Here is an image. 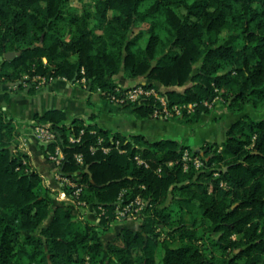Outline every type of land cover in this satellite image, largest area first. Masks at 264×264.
Masks as SVG:
<instances>
[{
  "label": "trees",
  "instance_id": "1",
  "mask_svg": "<svg viewBox=\"0 0 264 264\" xmlns=\"http://www.w3.org/2000/svg\"><path fill=\"white\" fill-rule=\"evenodd\" d=\"M69 1L0 0V56L17 52L0 61V83L22 90L29 82L32 92L37 75L43 84L84 77L89 92L107 98L123 73L165 87L168 106L196 102L181 117L187 122L209 113L203 101L218 94L229 112L264 108V0H89L81 10L65 8ZM157 106L153 96L119 105L138 118ZM32 119L51 125L56 140L45 155L60 146L61 172L82 188L84 204L76 205L92 206L96 220L65 200L54 205L58 191L18 149V123L0 107V264H264V114L239 116L220 144L201 146L204 155L174 139L124 135L81 118L66 124L60 109ZM99 138L110 146L118 140L125 152L92 151ZM184 148L202 159L200 169L183 170ZM136 153L148 166L136 164ZM121 192L124 201L140 195L148 203L137 229L122 226L120 244H104ZM171 203L181 212L176 219Z\"/></svg>",
  "mask_w": 264,
  "mask_h": 264
},
{
  "label": "crops",
  "instance_id": "2",
  "mask_svg": "<svg viewBox=\"0 0 264 264\" xmlns=\"http://www.w3.org/2000/svg\"><path fill=\"white\" fill-rule=\"evenodd\" d=\"M26 86L20 90L17 88V82L0 83V104H2L5 111L9 112L8 115L18 123V145L21 146V150L29 155L32 168L40 174L43 183L53 190H57L58 194L62 191V188L54 179L55 166L46 157L44 144L37 140L31 131V121L35 113L41 114L47 110L60 109L65 112L66 124H69L74 118H81L88 123L124 135L140 134L146 138L152 136L153 138L158 136L163 138L166 134L171 139L179 141V137L175 135L173 129L165 126L167 123L170 124L168 126L174 127L173 119L165 121L151 117L138 118L133 116L129 109L109 103L99 93L89 92L78 81L59 78L36 86L32 92L29 91L31 84ZM5 94L8 96L6 102L3 101ZM226 115L228 117L225 119ZM238 117V113L228 111L224 116L218 118L219 122L217 123H221L220 127L224 135L229 125ZM213 127L215 129V126ZM203 142H210V140L209 138L203 139L201 143L196 144L197 149L194 150H201ZM65 201L71 202L67 194H65ZM72 210L75 212L73 208ZM135 223L136 220L128 219L119 227L128 226L133 228Z\"/></svg>",
  "mask_w": 264,
  "mask_h": 264
},
{
  "label": "built area",
  "instance_id": "3",
  "mask_svg": "<svg viewBox=\"0 0 264 264\" xmlns=\"http://www.w3.org/2000/svg\"><path fill=\"white\" fill-rule=\"evenodd\" d=\"M83 73V70H81ZM33 79L35 81H38L36 86H39V84H43L45 82V78L43 76H34ZM81 81L85 83V78L82 77ZM153 96L159 103V106L154 108V110L151 113L152 117L155 118H162V119H169L173 116H182L185 112L187 114H191L195 111L197 103L192 102L188 104H174L172 106H168L167 100L163 98H158L155 94V91L153 88H147L141 84L130 88V89H122L120 87L115 88V92L109 93L107 96V99L116 105H122L124 103H135L140 101L143 98ZM217 95L214 97L212 101L204 100L203 104L210 108L211 104H213L217 100ZM31 131L33 136L39 140L43 144H50L56 140V134L54 130L51 128V125L47 122H35L34 120L31 121ZM83 132V130H80V134ZM69 140L71 142H75L79 140L78 137L70 136ZM18 149H21L20 145L17 146ZM118 149L119 152H125V149L120 148L119 141L115 140L114 146L110 145H103L102 144V138H99L97 141V146L91 147L92 151H95L97 149H100L102 152L107 153L112 148ZM48 159L54 164L55 166V172H54V179L57 182V184L62 188V191L58 194L57 199L59 200H65V194H67L68 199L73 204H84V202H81L78 197L80 195V192L82 188L76 184L73 179L65 176L61 172V164L63 160V152L59 145H56L54 150L48 154ZM76 160L79 163H82V156L81 154L76 155ZM133 160L138 165L148 166L147 161L141 157L140 154L136 153L133 156ZM180 160L182 161L183 170H188L190 167L198 170L203 166V161L199 156L192 155L188 149H183L182 155ZM171 164V163H169ZM157 172H160V168L157 169ZM217 174V173H216ZM65 185H68L73 188L72 192L68 194L63 187ZM221 185H225V183L221 182ZM147 201L141 197L140 195L134 196L132 199H128L124 201L123 199V192H121L118 196V203L114 209V214L117 219H131V220H138L140 216H142L144 208L147 205ZM99 214L104 213V209L101 206H98Z\"/></svg>",
  "mask_w": 264,
  "mask_h": 264
},
{
  "label": "rangeland",
  "instance_id": "4",
  "mask_svg": "<svg viewBox=\"0 0 264 264\" xmlns=\"http://www.w3.org/2000/svg\"><path fill=\"white\" fill-rule=\"evenodd\" d=\"M90 1L89 0H84L83 2L80 1H69L67 2L65 8H77L78 10H81L82 7H86L88 6V3ZM43 4V3H42ZM156 21L159 22L160 27V31L161 28L163 27V16L159 15L156 18ZM91 24L93 22V20L90 21ZM161 33L163 34V32L161 31ZM144 45V41L140 40V42L135 46V48H138L139 46ZM65 79V78H64ZM116 80L119 84L118 87L125 89H130L133 88L137 85H139L140 82L144 83L146 82V79L140 78L137 81H134L130 78H127L125 76V74L121 73L116 77ZM32 81L35 82L36 84L38 83V81H35L32 78ZM76 81V80H75ZM81 85L85 86L86 88V83H83L81 81V79L77 80ZM25 85L29 84V82L24 83ZM121 84V85H120ZM42 85V84H39ZM147 88H151V87H147ZM155 94L158 98H163L164 100L166 99L164 96V91L166 90L165 87L161 86V85H157L156 87H153ZM30 93V92H28ZM94 93H98L94 92ZM217 100L211 104V106H209L211 108V111L207 114H202L201 117L199 118L198 121L196 122H187L185 120H182V116H173L169 119H163V120H171L173 119V126H168L170 124H165V126H167L166 128H171L173 129L175 135H177L179 138V142L183 143L186 146L191 147V149H197L196 144L201 143V141H203V139H207L209 138L210 142L213 145L214 144H220L224 139H225V135L222 133L221 130V123H217L219 122L218 118H221L222 116H224L228 110H227V106L225 104V102L221 99L220 94L217 95ZM8 96L5 94L3 96V101L7 100ZM109 103H111L107 98H105ZM114 104V103H111ZM1 110H4V107H2V104H0ZM7 114H9L8 111H6ZM129 112H131V114H133V116H135V114L129 109ZM244 113H249L251 116L255 117V118H259L264 114V108H261L260 111H255L252 107L247 106L243 109V112L238 113L239 116H241ZM219 116V117H216ZM228 117V115L225 116V119ZM153 119H162V118H155L152 117ZM177 118V119H175ZM181 118V119H180ZM163 122V121H161ZM215 126V129L214 127ZM170 134V133H167ZM165 137L161 138V136H158L156 138H153V136L148 139L150 140H159V139H171L169 137V135L164 134ZM173 135V134H172ZM199 141L198 143L196 141ZM207 143V142H206ZM202 146L205 145V143L203 142V144H201ZM186 149V148H184ZM207 148L201 149L200 150V154L204 155L206 153ZM215 176H217L216 173H214ZM224 183V182H223ZM58 200H55V203ZM68 204V203H67ZM71 207L75 210V213H77V215H79L80 217L85 218L86 220H96V215L95 213L93 214L94 209L92 208V206H84V208H82L83 206H77L76 204H73L70 202ZM194 212L196 216H200L199 214V209L196 208V206H194ZM171 216L173 219H176L179 214L181 213L179 210L178 205H176L175 203H171ZM186 210V209H185ZM185 217L187 219H189V214L187 213L185 215ZM128 219H117V221H115L114 224L111 225V229L107 232H105L102 236L101 239L103 241L104 244L108 243V242H114L117 244H120V241L118 239V232L120 230L119 227L121 224H123L124 221H126ZM199 226V225H198ZM139 227V223L138 220H136L135 226L133 227L134 229H137ZM199 228V227H198ZM164 236V233H163Z\"/></svg>",
  "mask_w": 264,
  "mask_h": 264
},
{
  "label": "water",
  "instance_id": "5",
  "mask_svg": "<svg viewBox=\"0 0 264 264\" xmlns=\"http://www.w3.org/2000/svg\"><path fill=\"white\" fill-rule=\"evenodd\" d=\"M16 55L17 52L15 50L6 51L2 56H0V61L13 59ZM72 81H74V79ZM44 146L46 147V144H44ZM197 151L200 150L198 149ZM86 170H88V167H86Z\"/></svg>",
  "mask_w": 264,
  "mask_h": 264
}]
</instances>
